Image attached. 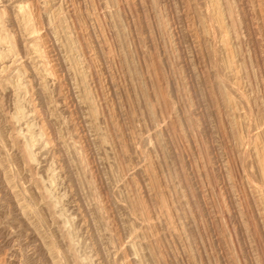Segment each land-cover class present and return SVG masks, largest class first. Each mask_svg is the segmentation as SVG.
<instances>
[{"label":"rangeland","instance_id":"rangeland-1","mask_svg":"<svg viewBox=\"0 0 264 264\" xmlns=\"http://www.w3.org/2000/svg\"><path fill=\"white\" fill-rule=\"evenodd\" d=\"M0 264H264V0H0Z\"/></svg>","mask_w":264,"mask_h":264},{"label":"bare ground","instance_id":"bare-ground-1","mask_svg":"<svg viewBox=\"0 0 264 264\" xmlns=\"http://www.w3.org/2000/svg\"><path fill=\"white\" fill-rule=\"evenodd\" d=\"M28 35H29V34H28ZM30 37H31V36H30ZM28 48H29V47H28ZM35 52H36V51H35ZM36 53H37V52H36ZM36 59H37V58H36ZM37 60H39V59H37ZM37 60H36V61H37ZM43 73H44V72H43ZM46 77H47V76H46ZM24 157H25V156H24Z\"/></svg>","mask_w":264,"mask_h":264}]
</instances>
